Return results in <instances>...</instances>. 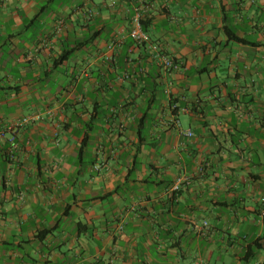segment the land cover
I'll use <instances>...</instances> for the list:
<instances>
[{
    "label": "crops",
    "instance_id": "1",
    "mask_svg": "<svg viewBox=\"0 0 264 264\" xmlns=\"http://www.w3.org/2000/svg\"><path fill=\"white\" fill-rule=\"evenodd\" d=\"M95 262L264 264V0H0V264Z\"/></svg>",
    "mask_w": 264,
    "mask_h": 264
},
{
    "label": "built area",
    "instance_id": "2",
    "mask_svg": "<svg viewBox=\"0 0 264 264\" xmlns=\"http://www.w3.org/2000/svg\"><path fill=\"white\" fill-rule=\"evenodd\" d=\"M124 0H109V6L114 7L119 2ZM145 6L143 4H138L133 8V14L130 17V27L128 31V36L137 44H144L149 42V37L146 31L144 30L142 21H143V12L145 11ZM159 63L162 65L164 70H168L173 67V61L171 58L161 55L158 58ZM41 119L39 114H34L28 117H25L21 120L22 124H28L30 122H35ZM187 136H192L190 131L184 133ZM93 264H97L96 262Z\"/></svg>",
    "mask_w": 264,
    "mask_h": 264
},
{
    "label": "trees",
    "instance_id": "3",
    "mask_svg": "<svg viewBox=\"0 0 264 264\" xmlns=\"http://www.w3.org/2000/svg\"><path fill=\"white\" fill-rule=\"evenodd\" d=\"M142 23H143V21H142Z\"/></svg>",
    "mask_w": 264,
    "mask_h": 264
}]
</instances>
